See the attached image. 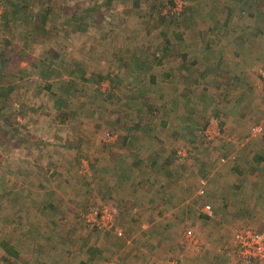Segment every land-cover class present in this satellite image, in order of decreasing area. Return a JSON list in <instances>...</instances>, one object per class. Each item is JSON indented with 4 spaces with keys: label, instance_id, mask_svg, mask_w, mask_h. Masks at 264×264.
<instances>
[{
    "label": "rangeland",
    "instance_id": "rangeland-1",
    "mask_svg": "<svg viewBox=\"0 0 264 264\" xmlns=\"http://www.w3.org/2000/svg\"><path fill=\"white\" fill-rule=\"evenodd\" d=\"M5 56L0 264H31L10 257L33 223L22 215L49 226L53 191L79 254L97 258L83 264H149L148 241L155 264L241 263L233 232L264 227V0H0Z\"/></svg>",
    "mask_w": 264,
    "mask_h": 264
},
{
    "label": "crops",
    "instance_id": "crops-1",
    "mask_svg": "<svg viewBox=\"0 0 264 264\" xmlns=\"http://www.w3.org/2000/svg\"><path fill=\"white\" fill-rule=\"evenodd\" d=\"M117 67H118V63H116V68ZM146 127H150V126H146ZM82 131H83L84 135L86 136L87 131L86 130H82ZM89 133L95 134L96 132L94 130H90ZM138 133H137V131H136V133H133V132L130 133V131H128V133L125 134L126 136H125L124 142L129 143L130 141H133V139H136ZM146 133H148V132H146ZM141 134L142 135L138 136V139H140L141 136L143 137L146 135L145 132H143ZM263 137H264V134H263ZM110 138H112V137L110 136V133H108L107 134V141H110ZM133 142H135V141H133ZM138 143H141V141H139ZM138 143H137V145H138ZM50 157H52V158L49 159L50 160L49 165H52L53 167H57L59 170L58 174H55V176H56L55 179H57L59 181L60 178L66 177V175L63 176L65 171H62V168L60 167L61 166L60 163L55 161V159H56L55 154H52V156H50ZM47 176H49V175H47ZM47 176H43L44 181L47 182L46 184L53 185L52 183H55L56 180L49 178V177H51V175L49 177H47ZM38 184L40 185L41 183H38ZM43 184H45V183H43ZM116 192L118 193L119 191H116ZM44 195L47 198H49L51 196L49 191L46 192ZM53 196L54 197H50L51 199H49V201H50L49 203L53 204V209L51 210V217H49V219H50L49 220V222H50L49 226H42L39 224H35L34 220L32 219V216L30 214L22 215L24 222L27 219V217H30V221L33 223L28 222L26 224V225H28L27 228L23 229L22 238H21L23 248L15 250L14 255H11L10 257L14 258V257H16V254H18V256L23 257L21 259L22 262H25V261L28 262L29 259H33L30 262L31 264L36 263L35 262L36 258H38L40 260V263H43V264H45V263L46 264H65L61 260H66L67 264H76L77 260H79L78 264H83V261L84 262L94 261L97 258L96 257L93 258L90 254L84 255V256L82 255L83 253L79 254L82 252V249H81L82 245L81 244L78 245L77 243H75V240H73V238H72V235H71V233H72L71 219L66 217L62 213L60 214V209L57 207L58 204L55 202L56 199L61 198L62 196H60V194H58L56 191H53ZM63 199H65V198H63ZM65 200H67V199H65ZM33 218H34V216H33ZM34 219H36V218H34ZM43 233H45V234H43ZM63 235L69 236L68 239L65 237L64 238L61 237ZM23 242H24V244H23ZM77 245H78V247H77ZM147 245L149 246V248H148L149 251L144 249L142 252L146 254V257H148V260L150 261L149 264H155V262L158 261L159 256H154V255H152L151 252L153 250L157 249L155 247L157 245L154 242L152 243L151 241L150 242L148 241ZM78 250H80L81 252ZM84 254H86V253H84ZM138 255L143 257V255L141 253ZM132 260L133 259H131L129 257L128 263H131V264H138L139 263L137 260H134V261H132ZM235 260H238V259L235 258ZM260 264H262V263H260Z\"/></svg>",
    "mask_w": 264,
    "mask_h": 264
},
{
    "label": "built area",
    "instance_id": "built-area-1",
    "mask_svg": "<svg viewBox=\"0 0 264 264\" xmlns=\"http://www.w3.org/2000/svg\"><path fill=\"white\" fill-rule=\"evenodd\" d=\"M260 77L262 79V83L264 86V66L260 70ZM210 129V139L214 140L219 137L221 133V129L219 127L218 120H212V124ZM208 129V132H209ZM254 135L264 134V126L259 125L255 127ZM225 161L224 158L221 159ZM207 211L211 209L210 205L205 206ZM107 206L103 205L99 208L98 212L101 216H104L107 212H109ZM97 213V214H99ZM90 224H101L100 221L94 220V218L90 219ZM102 226H106L105 223ZM107 227V226H106ZM233 253L236 258L241 262V264H260L264 262V227L253 229L251 227H243L242 229H237L233 232ZM183 244L189 246L188 242L183 241ZM169 264H178L176 260L169 261Z\"/></svg>",
    "mask_w": 264,
    "mask_h": 264
},
{
    "label": "trees",
    "instance_id": "trees-1",
    "mask_svg": "<svg viewBox=\"0 0 264 264\" xmlns=\"http://www.w3.org/2000/svg\"><path fill=\"white\" fill-rule=\"evenodd\" d=\"M19 3H17L16 4V6H15V2H13V1H11V5L12 6H14L16 9L18 8V5ZM67 8L68 7H60V8H58V6H57V8H53V7H51V8H49L48 9V11H49V13L50 12H52V11H54V10H56V9H61V12L62 11H66V13L67 12H69V11H67ZM74 11V10H73ZM79 11H74V13H73V15L72 16H74L75 15V17L74 18H70L67 22L69 23V24H71V28H73L74 30H76L77 32H79V31H86L88 28H89V26H90V24H88L87 22H86V14L85 13H83V12H80V13H78ZM4 13L5 14H7V11H4ZM77 14V15H76ZM40 17H42V19H43V22H45L46 21V18L48 17V14L47 13H45V14H41L40 15ZM7 21H9L8 19H6ZM39 31L40 32H42V28H39ZM118 33V32H117ZM5 53V52H4ZM13 54H14V52H12ZM6 54V53H5ZM114 54V53H113ZM9 57L10 56H5L4 58H2V57H0L1 59H3V62H7L8 60L7 59H9ZM126 65V64H125ZM81 67V66H80ZM79 67V68H80ZM122 67V66H121ZM141 69V68H140ZM81 70H83V69H81ZM102 71V70H101ZM113 71V69L112 70H109V68L108 69H106V72H104V74L102 75V73H100L98 76L101 78V80L104 78V79H109L110 80V82H111V84H113V85H116L117 87L119 86V84L117 83V81H114L113 80V76L114 75H112L111 74V72ZM95 74H97V69L95 70V71H93ZM48 85H50V84H48ZM48 88H50V86H48ZM11 89V88H10ZM5 95H6V97H5ZM109 95V94H108ZM4 97V99H1V98H3ZM1 98H0V110H2L6 105H7V107L8 106H11V104H9L8 103V100H9V98H8V96H7V93H5V92H3L2 93V96H1ZM150 127H146V129H149ZM103 206V205H102ZM101 206V207H102ZM99 208L100 207H96V210L98 211L99 210Z\"/></svg>",
    "mask_w": 264,
    "mask_h": 264
}]
</instances>
